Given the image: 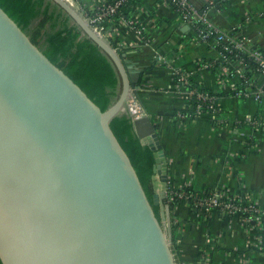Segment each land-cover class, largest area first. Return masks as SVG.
<instances>
[{"label": "water", "instance_id": "obj_1", "mask_svg": "<svg viewBox=\"0 0 264 264\" xmlns=\"http://www.w3.org/2000/svg\"><path fill=\"white\" fill-rule=\"evenodd\" d=\"M50 1L109 60L118 90L101 112L0 8V261L178 264L165 192L153 195L157 220L109 127L129 115L142 71L129 67L126 54L95 33L77 6ZM129 116L136 137L154 142V175L166 183L157 127Z\"/></svg>", "mask_w": 264, "mask_h": 264}, {"label": "crops", "instance_id": "obj_2", "mask_svg": "<svg viewBox=\"0 0 264 264\" xmlns=\"http://www.w3.org/2000/svg\"><path fill=\"white\" fill-rule=\"evenodd\" d=\"M100 1L84 0L83 5L92 10ZM188 1L218 31L245 36L264 52V0H228L222 9H206L203 0ZM125 12L142 33L119 22L109 26V33L126 54V64L142 71L140 89L128 102L133 106L131 115L150 118L168 159L167 182L153 179L154 191L164 192L169 186L188 188L196 195L229 190L263 207L264 133L244 121L256 115L264 119V102L259 105L250 98L225 95L217 114L177 119L188 99L176 91L173 71L196 74L205 88L228 94L234 83L227 75L231 67L213 45L198 40L169 0H130ZM210 63L218 64L214 72L201 67ZM170 219L179 224L172 238L178 264H195L196 256L200 264L202 258L211 264H228L221 257L223 250L238 254L240 264H264L254 258L255 252L264 257V247L250 240L251 231L244 229L243 237L237 220L227 224L226 219L201 216L185 204L175 207ZM215 254L219 260L213 263Z\"/></svg>", "mask_w": 264, "mask_h": 264}, {"label": "trees", "instance_id": "obj_3", "mask_svg": "<svg viewBox=\"0 0 264 264\" xmlns=\"http://www.w3.org/2000/svg\"><path fill=\"white\" fill-rule=\"evenodd\" d=\"M129 1L127 0L122 6L125 7L123 12L120 10L113 17V24L118 23L121 18L125 20L128 18L125 11ZM214 1L216 2V9H222L228 2V0ZM0 8L26 34L30 42L42 52L49 62L78 86L101 112L107 110L117 95L118 76L109 60L94 44L81 35L80 30L71 24L70 18L58 6L50 0H0ZM35 21L37 24L32 27ZM232 35L235 36L236 33L233 32ZM111 46L114 45L111 43ZM213 48L221 53L225 65L236 66L239 60L235 57L237 53L227 54L222 44L213 45ZM238 56L245 59L244 75L246 82L242 80L241 82L235 81L228 94L216 93L205 88L198 83L196 74L188 75L191 88L207 93L214 98L210 105H213L217 112H219V100L223 96H234L237 92H250L256 88V76L258 74L254 70L253 63L246 59L245 55L239 54ZM217 66L218 64L215 63L208 70L214 72ZM149 70L150 68L146 71ZM181 88L186 89L182 86ZM197 104L196 99L191 98L189 105L181 113L185 117L193 118V114L189 111H194ZM207 106L208 104H202L204 112L208 111ZM132 119L129 115L116 116L111 120L109 127L135 170L155 217L160 220L159 208L152 204L154 195V151L149 146L143 145L136 137L133 131ZM168 188L171 191L169 195L171 202L167 205L170 213L175 207L185 204L192 211L204 216L202 211L194 207V202L197 199L206 197L209 193L197 194L194 199H185L178 198L175 194L179 192L191 194L193 193L192 190L188 188L177 189L170 186ZM164 202L166 203V200ZM178 226V223L175 224L173 220L171 221L172 238ZM259 227L264 228V218L261 220ZM0 264H2L1 261Z\"/></svg>", "mask_w": 264, "mask_h": 264}, {"label": "built area", "instance_id": "obj_4", "mask_svg": "<svg viewBox=\"0 0 264 264\" xmlns=\"http://www.w3.org/2000/svg\"><path fill=\"white\" fill-rule=\"evenodd\" d=\"M74 6H77L81 12H83V17L88 23V25L104 40L112 43V46L117 52H121L122 49L115 45L109 33V26L113 24V17L118 13V11L123 12L125 7H122L127 0H101L98 5H96L92 10L83 5L84 0H67ZM206 9L214 8L216 9V2L214 0H203ZM169 4L175 9V11L180 16L182 22L187 26L191 27L198 40L204 44L208 45H219L222 44L224 50L227 54L235 55L238 58V62L235 67L230 66L231 70L227 73L229 78L234 79V82L238 81L246 82L244 75L245 59L239 58V54L245 55L246 59L251 61L254 65V70L258 74L256 76V88L250 92H237L234 96L238 98L252 99L259 105L264 102V52L257 47H254L251 40L245 36H240L236 34L232 35L233 32L223 33L218 31L212 24L208 21L205 14H200L198 10L188 1V0H169ZM119 23H123L129 26L130 29L140 35L142 29L138 27L137 23L129 18L126 20L121 18ZM228 62V60H226ZM214 63L202 64V68L208 70L212 67ZM189 73L183 71L175 70L172 72L174 85L176 91L183 94L188 99V105L191 98H195L198 104L194 111H189L193 114V118L198 119L203 116H210L217 114L218 112L210 105V102L214 101V98L209 96L207 93L200 92L194 88H191V84L188 79ZM234 84V83H233ZM184 87L186 89L181 88ZM233 86V85H232ZM233 88V87H232ZM243 97V98H242ZM129 104V103H128ZM202 104H208V111L204 112L202 110ZM133 106L128 105V110L125 114L131 115ZM143 116L141 113L135 114L133 117L138 118ZM176 118L179 120H184L186 118L184 114L178 112ZM245 125L251 129H258L264 133V119L260 115H256L253 118L245 119ZM143 145L149 146L154 153L155 145L151 139H146L142 142ZM154 179L160 182V177L154 175ZM154 192H158L155 190ZM165 192V205L170 204L171 199L169 195L171 191L167 187ZM178 198L194 199L196 194H186L184 192H179L175 194ZM194 207L199 209L204 213L205 217L219 216L222 219H233L234 216H238L237 221L240 225L245 227L244 229L248 231L257 230L260 236H256L255 240L258 242V248L263 249L264 247V228L259 227L261 225V220L264 218V206L258 205L256 202L252 201L248 196H243L239 193H234L229 190H215L209 193L206 197L202 199H197L194 202ZM250 224H253L250 226ZM256 224V225H255ZM255 225V226H254ZM201 264H211V261L207 258H202Z\"/></svg>", "mask_w": 264, "mask_h": 264}, {"label": "rangeland", "instance_id": "obj_5", "mask_svg": "<svg viewBox=\"0 0 264 264\" xmlns=\"http://www.w3.org/2000/svg\"><path fill=\"white\" fill-rule=\"evenodd\" d=\"M70 22H71V20H70ZM71 24H72V22H71ZM217 217H219V216H217ZM237 219H238V216H234L233 221H236ZM228 222H229V219H226L227 224H228ZM240 226H241L240 227V234L244 237L245 236V233H244L245 227H243L242 225H240ZM250 236H251L250 240L255 242L256 236H260V234H258L257 230H252L250 232ZM238 237H239L238 239H241L240 235H238ZM247 256H248V253L245 254V258ZM221 257H222L224 263L226 262L228 264H240V262H239L240 259L238 257V254H236V253L231 252L230 255H228L227 251L223 250ZM254 258L257 260H260V261H264V257L257 254V252H255ZM212 260H213V263H215L217 260H219V255L218 254L213 255ZM194 261H195V264H200V259L198 256L195 257Z\"/></svg>", "mask_w": 264, "mask_h": 264}]
</instances>
